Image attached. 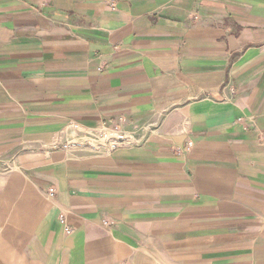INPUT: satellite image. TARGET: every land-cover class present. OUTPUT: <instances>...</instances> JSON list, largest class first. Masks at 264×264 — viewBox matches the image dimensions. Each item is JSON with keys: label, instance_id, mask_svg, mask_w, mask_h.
I'll use <instances>...</instances> for the list:
<instances>
[{"label": "crops", "instance_id": "0c3cea01", "mask_svg": "<svg viewBox=\"0 0 264 264\" xmlns=\"http://www.w3.org/2000/svg\"><path fill=\"white\" fill-rule=\"evenodd\" d=\"M0 264H264V0H0Z\"/></svg>", "mask_w": 264, "mask_h": 264}, {"label": "built area", "instance_id": "2783aa9c", "mask_svg": "<svg viewBox=\"0 0 264 264\" xmlns=\"http://www.w3.org/2000/svg\"><path fill=\"white\" fill-rule=\"evenodd\" d=\"M66 131L70 133L71 138L61 147L68 151H105L112 153L133 144L132 135L124 131L119 125H104L97 129H84L77 122H70ZM61 221L64 225L66 224L65 218H62ZM66 232L71 233V230L66 227Z\"/></svg>", "mask_w": 264, "mask_h": 264}]
</instances>
